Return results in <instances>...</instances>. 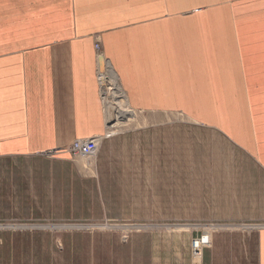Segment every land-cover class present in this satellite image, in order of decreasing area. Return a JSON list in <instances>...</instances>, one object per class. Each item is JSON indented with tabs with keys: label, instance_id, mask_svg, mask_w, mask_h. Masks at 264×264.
I'll return each instance as SVG.
<instances>
[{
	"label": "crops",
	"instance_id": "0c3cea01",
	"mask_svg": "<svg viewBox=\"0 0 264 264\" xmlns=\"http://www.w3.org/2000/svg\"><path fill=\"white\" fill-rule=\"evenodd\" d=\"M107 65L134 114H182L264 169V0H0V162L42 158L29 179L0 176V200L20 205L0 216L90 214L77 205L88 199L87 165L45 153L108 138L98 77ZM239 230L210 233L189 264H264V228Z\"/></svg>",
	"mask_w": 264,
	"mask_h": 264
},
{
	"label": "rangeland",
	"instance_id": "374dc122",
	"mask_svg": "<svg viewBox=\"0 0 264 264\" xmlns=\"http://www.w3.org/2000/svg\"><path fill=\"white\" fill-rule=\"evenodd\" d=\"M122 108L112 121L105 109L109 134L96 158L60 152L87 165L88 199L77 205L90 214L0 216V245H14L0 246V264H189L191 241L203 233L264 228V169L254 157L182 114ZM41 159L2 161L0 176L29 179ZM19 206L0 200L6 213Z\"/></svg>",
	"mask_w": 264,
	"mask_h": 264
},
{
	"label": "built area",
	"instance_id": "2783aa9c",
	"mask_svg": "<svg viewBox=\"0 0 264 264\" xmlns=\"http://www.w3.org/2000/svg\"><path fill=\"white\" fill-rule=\"evenodd\" d=\"M95 49L98 56H101L102 47L99 42H96ZM100 84L101 83V71L98 74ZM107 138V136H94L90 138H78L73 140L69 145L64 148L59 149L58 151H52L49 153H45V156H50L51 154H55L57 152H68L70 155L83 157L86 159H94L97 157L100 148L102 146L103 141ZM210 235L201 234L196 238H193L191 241V251L194 257H201L203 253V249L206 246L211 244Z\"/></svg>",
	"mask_w": 264,
	"mask_h": 264
},
{
	"label": "bare ground",
	"instance_id": "6f19581e",
	"mask_svg": "<svg viewBox=\"0 0 264 264\" xmlns=\"http://www.w3.org/2000/svg\"><path fill=\"white\" fill-rule=\"evenodd\" d=\"M105 64L107 63L105 62ZM101 82L103 85V99L107 117L112 121L113 119H117L116 112L119 111V107L120 110H123L122 107H128L129 104L119 84L118 77L108 65L101 68Z\"/></svg>",
	"mask_w": 264,
	"mask_h": 264
}]
</instances>
